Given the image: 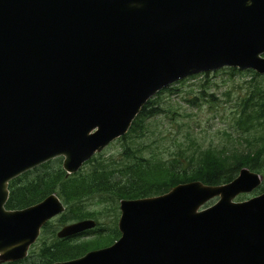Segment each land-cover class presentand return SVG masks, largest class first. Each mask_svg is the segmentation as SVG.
<instances>
[{"label":"water","instance_id":"95a60500","mask_svg":"<svg viewBox=\"0 0 264 264\" xmlns=\"http://www.w3.org/2000/svg\"><path fill=\"white\" fill-rule=\"evenodd\" d=\"M221 68L264 77V0H0V263L24 259L64 211L54 194L6 210L9 181L56 158L77 172L158 91ZM260 180L242 168L119 200L112 244L53 264H264V193L233 202Z\"/></svg>","mask_w":264,"mask_h":264},{"label":"trees","instance_id":"16d2710c","mask_svg":"<svg viewBox=\"0 0 264 264\" xmlns=\"http://www.w3.org/2000/svg\"><path fill=\"white\" fill-rule=\"evenodd\" d=\"M219 72L228 77L247 75L248 78L240 84L243 93L236 100L231 126L238 133L232 139L236 146L228 151L214 147L193 150L185 148L173 153V158L167 161L158 158L151 150L146 151V146L140 145V142L152 135L147 121L164 113L157 106L156 99L164 92L171 93L172 83L146 101L128 131L116 140L120 144L121 158L117 165L108 168L102 164L104 160L100 159L99 153L82 164L88 167L86 170L81 166L77 172L66 175L60 168V159L56 158L8 182V197L4 205L6 210L23 209L54 194L64 206L63 213L57 216L60 225L90 219L95 222V228L88 233L97 232L87 242L67 244L64 239H55L54 244L46 245L44 236L46 226L50 225L47 222L39 237L41 242L35 257L30 250L27 258L8 264H53L112 244L119 236L116 229L119 200L157 196L177 184L190 181L210 186L225 184L242 168L264 179V77L249 70L238 71L232 68H221ZM241 142L244 145L237 147ZM174 144L181 145L176 142ZM142 152H148V156L142 155ZM177 157L188 160L187 168H179L180 160ZM257 191H264V181ZM92 197L107 204L100 210H85L83 201ZM104 216L109 219V225L101 229L100 220Z\"/></svg>","mask_w":264,"mask_h":264},{"label":"rangeland","instance_id":"374dc122","mask_svg":"<svg viewBox=\"0 0 264 264\" xmlns=\"http://www.w3.org/2000/svg\"><path fill=\"white\" fill-rule=\"evenodd\" d=\"M219 71L220 69L186 77L180 80L181 82L178 81L179 83L172 84L171 88L173 90L171 93L164 92L156 99L157 106L164 113L158 115L154 120L147 121L148 129L152 135L149 139L143 138L140 142V145L146 146V151L151 150L158 158L167 161L173 158V153L176 154L178 151L185 150V148L193 150L214 147L228 151L231 150L232 146H236L232 139L238 133L231 126L236 100L243 93L240 84L247 81L248 78L247 75L228 77ZM174 142L181 145L174 144ZM243 145L244 143L241 142V145H237V147ZM142 153V155L148 156V152ZM100 156V159L104 160L102 164L108 166V168L120 163L119 142L114 141L111 143L101 151ZM176 159L180 160L179 168H187L188 160L182 157ZM83 166V170L88 168L85 165ZM252 196L251 194L242 195L236 197L233 201H244ZM82 204L85 210L95 211L100 210L107 203L99 201L97 197H92L84 200ZM57 218L50 222L45 232L46 242L51 241L50 244L55 243V233L61 226L76 222L60 225ZM108 220L107 216L102 217L99 228L102 229V226L107 227L109 225ZM81 233L86 235L82 239L73 242L74 244L90 241L97 234V232L88 233V230ZM38 246L34 245L31 249L29 248L34 257Z\"/></svg>","mask_w":264,"mask_h":264},{"label":"flooded vegetation","instance_id":"af4514ba","mask_svg":"<svg viewBox=\"0 0 264 264\" xmlns=\"http://www.w3.org/2000/svg\"><path fill=\"white\" fill-rule=\"evenodd\" d=\"M248 170V169H247ZM249 171V170H248ZM239 172V171H238ZM254 173V172H253ZM238 174V173H237ZM256 174V173H255ZM258 175V174H257ZM237 176V175H236ZM235 176V177H236ZM259 176V175H258ZM234 177V178H235ZM233 178V179H234ZM260 178H261V180H260V183H259V185H258V187L260 186V184H261V182L262 181H264V179H262V177L260 176ZM230 182V181H229ZM221 185V184H220ZM210 186V185H209ZM216 186V185H215ZM257 187V188H258ZM257 188L256 189H254L253 191H251L250 193H248V194H251V195H253L252 197H256V196H259V195H261V194H263L264 193V191H262V192H259V191H257ZM242 195H247V194H241V195H238L237 197H239V196H242ZM252 197H250V198H252ZM236 198V197H235ZM234 198V199H235ZM250 198H248V199H250ZM233 199V200H234ZM247 200V199H246ZM245 201V200H244ZM215 202V200H211L210 202H208L206 205H205V207L206 206H209V205H211V204H213ZM234 202V201H233ZM241 202V201H240ZM117 217H118V208H117ZM56 218V217H55ZM54 219V218H53ZM53 219H51L50 221H48V223H50L51 221H53ZM47 223V222H46ZM64 226V225H63ZM62 227V226H61ZM42 229H44V225L39 229V234H38V236H37V238H36V240H35V242L32 244V245H30L29 246V248L31 249V247H34V245H39L40 246V242H41V240L39 239V237H40V235L42 234ZM46 229H47V226H46ZM117 229V228H116ZM57 233V232H56ZM56 233H55V237H56ZM84 233V232H83ZM81 234V235H80ZM80 234H76V235H72V236H68V237H64V238H60V239H64L65 241H64V243H67V244H73V242H76V240H79V239H82L86 234H82V233H80ZM88 234V233H87ZM56 239H59V238H57L56 237ZM51 242V241H50ZM50 242H46V245H49L50 244ZM49 243V244H48ZM38 246V247H39ZM29 248H28V250H29ZM30 251V250H29ZM29 251H27V255H26V257L25 258H27V256H28V252ZM18 262V261H17ZM0 264H8V263H0Z\"/></svg>","mask_w":264,"mask_h":264}]
</instances>
